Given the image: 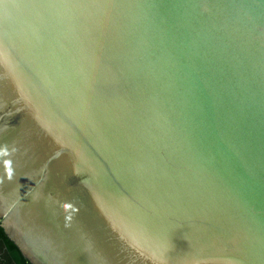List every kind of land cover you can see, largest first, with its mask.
<instances>
[{"label": "water", "instance_id": "water-1", "mask_svg": "<svg viewBox=\"0 0 264 264\" xmlns=\"http://www.w3.org/2000/svg\"><path fill=\"white\" fill-rule=\"evenodd\" d=\"M0 225L33 264H264V0H0Z\"/></svg>", "mask_w": 264, "mask_h": 264}, {"label": "trees", "instance_id": "trees-1", "mask_svg": "<svg viewBox=\"0 0 264 264\" xmlns=\"http://www.w3.org/2000/svg\"><path fill=\"white\" fill-rule=\"evenodd\" d=\"M0 247L5 249V264H33L20 251L18 246L0 228Z\"/></svg>", "mask_w": 264, "mask_h": 264}, {"label": "crops", "instance_id": "crops-1", "mask_svg": "<svg viewBox=\"0 0 264 264\" xmlns=\"http://www.w3.org/2000/svg\"><path fill=\"white\" fill-rule=\"evenodd\" d=\"M4 254H5V249L0 247V264H5Z\"/></svg>", "mask_w": 264, "mask_h": 264}, {"label": "flooded vegetation", "instance_id": "flooded-vegetation-1", "mask_svg": "<svg viewBox=\"0 0 264 264\" xmlns=\"http://www.w3.org/2000/svg\"><path fill=\"white\" fill-rule=\"evenodd\" d=\"M0 228L5 232V229L0 225ZM6 234V232H5ZM7 235V234H6ZM8 236V235H7ZM9 237V236H8Z\"/></svg>", "mask_w": 264, "mask_h": 264}]
</instances>
